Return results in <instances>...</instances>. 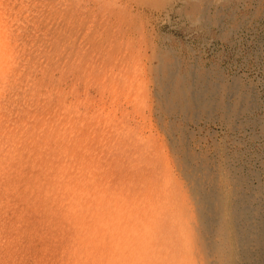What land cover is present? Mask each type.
I'll use <instances>...</instances> for the list:
<instances>
[{
  "label": "rangeland",
  "instance_id": "rangeland-1",
  "mask_svg": "<svg viewBox=\"0 0 264 264\" xmlns=\"http://www.w3.org/2000/svg\"><path fill=\"white\" fill-rule=\"evenodd\" d=\"M33 1L0 0V264H207L197 240L199 218L191 179L184 172L181 152L173 148H178L179 133L170 127L184 124L190 150L207 159L217 175L219 168L229 165L233 173L249 178V188L242 189L247 196L253 195L251 188H264V0H207L209 4H203L208 11L205 21L189 13V6L201 0H36L38 5ZM82 21L89 24L84 27ZM152 48L161 52L175 49L180 67L205 70L218 84H231L233 93L244 90L252 103L250 110L238 115L234 125L224 121L218 111L212 118L203 116L196 121L164 115L153 70L160 57ZM27 54L34 56L30 59ZM230 96L233 102V94ZM262 195L251 199V207H261L264 213V192Z\"/></svg>",
  "mask_w": 264,
  "mask_h": 264
},
{
  "label": "bare ground",
  "instance_id": "bare-ground-1",
  "mask_svg": "<svg viewBox=\"0 0 264 264\" xmlns=\"http://www.w3.org/2000/svg\"><path fill=\"white\" fill-rule=\"evenodd\" d=\"M9 1V0H7ZM12 1V0H11ZM19 1V0H18ZM27 0H25L26 2ZM36 1V0H35ZM33 1L34 4H37L38 2H35ZM39 1V0H38ZM45 1V0H44ZM51 1V0H50ZM55 1V0H54ZM57 1V0H56ZM60 1V0H59ZM66 1V0H65ZM68 1V0H67ZM84 1V0H82ZM100 0H98L99 2ZM149 1V0H148ZM235 1V0H234ZM22 2V1H21ZM43 1H41L42 3ZM48 2V1H47ZM53 2V1H52ZM87 2V1H86ZM127 2V1H126ZM168 2V1H166ZM176 2V1H175ZM188 2V0H187ZM206 2V4L208 3L209 4V1L207 0H201L200 1H197V2H194V3H189L191 4L189 7H190V10L187 9L186 12H188L189 10V13L190 11L193 13L194 16H199L198 18L199 19H207L208 16H207V13L208 11L205 9V6H203V4ZM5 3V2H4ZM11 3V2H10ZM9 3V4H10ZM27 3H30V2H27ZM44 3V2H43ZM42 3V4H43ZM51 3V2H50ZM64 3V2H62ZM60 3V4H62ZM97 3V2H96ZM165 3V2H164ZM7 4V3H5ZM18 4V3H17ZM20 4V3H19ZM39 4V3H38ZM37 4V5H38ZM41 4V5H42ZM47 3L45 2V5ZM54 4V3H53ZM52 6L54 7L55 5ZM59 3H57L58 5ZM66 4V3H65ZM68 4V3H67ZM88 4V3H87ZM143 4V3H142ZM157 4V3H156ZM181 4V3H180ZM232 4V3H231ZM3 5V4H1ZM0 5V6H1ZM33 5V4H32ZM56 5V7H57ZM82 5V4H81ZM98 5V3L96 4V6ZM154 5V4H153ZM211 5V4H210ZM236 5V4H235ZM239 4H237L238 6ZM6 6V5H5ZM21 6V4H20ZM49 6V5H48ZM47 6V7H48ZM123 6V5H122ZM137 6V5H136ZM168 6V5H167ZM179 6V5H178ZM187 6V4H186ZM230 6V5H229ZM228 6V7H229ZM10 7V5L8 6ZM12 7V5H11ZM18 7V6H17ZM39 7V6H38ZM41 7V6H40ZM43 7V6H42ZM55 7V8H56ZM59 7V6H58ZM57 7V9H58ZM61 7V6H60ZM88 7V6H87ZM116 7V6H115ZM121 7V6H120ZM177 7V6H176ZM224 7V6H223ZM226 7V8H228ZM236 7V6H234ZM14 8V7H13ZM12 8V9H13ZM15 8H16V5H15ZM14 8V9H15ZM24 8V7H22ZM27 8V7H26ZM30 8V7H29ZM32 8V7H31ZM30 8V9H31ZM37 8V7H36ZM79 8V7H78ZM109 8V7H108ZM207 8V7H206ZM212 8V7H211ZM261 8V7H260ZM28 9V8H27ZM51 10V8H49ZM97 9V8H96ZM99 9V8H98ZM101 9V8H100ZM116 9V8H115ZM143 9V8H142ZM175 9V8H173ZM177 9V8H176ZM180 9H183V8H180ZM179 9V10H180ZM231 9V7H230ZM259 9V8H258ZM17 10V8H16ZM21 10V9H20ZM24 10V9H23ZM32 10H34V8H32ZM36 10V9H35ZM54 10V9H53ZM60 10V9H59ZM71 10V9H70ZM234 10V9H233ZM44 11V10H41V12ZM48 11V10H47ZM55 11V10H54ZM63 11V9L61 10ZM146 11V10H145ZM177 11V10H176ZM207 11V12H206ZM230 11V10H229ZM25 12V11H24ZM38 12V11H37ZM39 12V13H41ZM45 12V11H44ZM53 12V11H52ZM87 12V11H86ZM111 12V11H110ZM113 12V11H112ZM166 12V11H165ZM239 12V11H238ZM256 12V11H255ZM56 13V12H55ZM54 13V14H55ZM65 13V12H64ZM70 13V11H69ZM125 13V12H124ZM123 13V14H124ZM142 13V12H141ZM149 13V12H148ZM212 13V12H211ZM229 13V12H228ZM8 14V13H7ZM11 14V13H9ZM26 14V12H25ZM29 14V13H28ZM53 14V16H54ZM61 14V13H60ZM109 13H107V16H108ZM126 14V13H125ZM129 14V13H128ZM127 14V15H128ZM181 14V13H180ZM218 14V13H217ZM244 14V12H243ZM255 14V13H254ZM1 15V14H0ZM4 15H6L4 13ZM35 15V14H34ZM39 15V14H38ZM37 15V16H38ZM44 15V14H43ZM45 15H46V12H45ZM65 15V14H64ZM88 15V14H87ZM98 15V14H97ZM101 15V14H100ZM134 15V14H133ZM167 15H168V12H167ZM184 15V14H183ZM187 15V14H186ZM228 15V14H227ZM256 15V14H255ZM19 16V15H18ZM31 16V15H30ZM38 19H40L39 17H37ZM42 16V15H41ZM49 16V15H48ZM51 16V17H53ZM72 16V14H71ZM70 16V17H71ZM76 16V15H75ZM221 16V15H220ZM226 16V15H224ZM229 16V15H228ZM236 16V15H235ZM10 17V16H9ZM22 17V16H21ZM59 17V16H58ZM69 17V16H68ZM79 17V16H78ZM103 17V16H102ZM101 17V18H102ZM111 17V15H110ZM124 19H125V16H123ZM162 17V16H161ZM181 17V16H180ZM191 17V16H190ZM227 17V16H226ZM19 18V17H18ZM27 18V17H26ZM35 18V17H34ZM49 18V17H48ZM47 18V19H48ZM57 18V17H56ZM74 18V16H73ZM77 18V17H76ZM87 18V17H86ZM137 18V17H136ZM194 18V17H193ZM225 18V17H224ZM228 18V17H227ZM234 18V17H233ZM244 18V17H242ZM12 19V18H11ZM29 19V17H28ZM46 19V18H45ZM61 19V18H60ZM65 19V18H64ZM63 19V20H64ZM69 18H67L66 20H68ZM81 19V17H80ZM78 19V21L80 20ZM90 19L92 20V18L90 17ZM98 19V18H97ZM105 19V18H104ZM114 19V18H113ZM115 19H118V18H115ZM190 19V18H189ZM220 19V18H218ZM236 19V17L234 18ZM238 19V18H237ZM8 20V19H7ZM13 20V19H12ZM54 20V19H53ZM59 19L57 18V21ZM61 19V21H63ZM127 20V18H126ZM159 20V19H158ZM191 20V19H190ZM229 20V19H227ZM231 20V19H230ZM6 21V20H5ZM11 21V20H10ZM34 21V20H33ZM32 21V22H33ZM39 21V20H38ZM52 21V20H50ZM49 21V22H50ZM84 21V20H83ZM82 21V22H83ZM100 21V19H99ZM109 21V20H108ZM113 21V20H112ZM131 21V20H130ZM129 21V22H130ZM141 21V20H140ZM235 21V20H234ZM244 21V20H243ZM242 21V22H243ZM1 22V21H0ZM17 22V21H16ZM20 22V21H19ZM30 22V21H29ZM53 22V21H52ZM56 22V21H55ZM65 22V21H64ZM68 22V21H67ZM74 22V21H73ZM91 22V21H90ZM110 22V21H109ZM125 22V21H124ZM134 22V21H133ZM215 22V21H214ZM233 22V21H231ZM239 22V21H238ZM10 23V22H9ZM34 23V22H33ZM41 23V22H40ZM51 23V22H50ZM49 23V25H50ZM77 23V22H75ZM74 23V24H75ZM84 23V22H83ZM82 23V24H83ZM88 23V22H87ZM87 23H84V27L87 25ZM104 23V22H103ZM132 23V22H131ZM195 23H198L197 20H195ZM225 23V21H224ZM227 23V22H226ZM15 24V23H14ZM13 24V25H14ZM17 24V23H16ZM25 24V23H24ZM35 24V23H34ZM42 24V23H41ZM61 24V23H60ZM65 24V23H64ZM67 24V23H66ZM81 24V25H82ZM86 24V25H85ZM89 24V23H88ZM115 24V23H114ZM124 24V23H123ZM126 24V23H125ZM130 24V23H129ZM18 25V24H17ZM30 25V24H29ZM28 25V26H29ZM46 25V24H45ZM48 25V26H49ZM57 25V23H56ZM55 25V26H56ZM95 25V23H94ZM93 25V26H94ZM120 25V24H119ZM128 25V24H127ZM198 25V24H197ZM196 25V26H197ZM202 25V24H201ZM21 26V25H19ZM47 26V27H48ZM54 26V27H55ZM77 26V25H76ZM97 26H99L97 24ZM131 26V25H130ZM129 26V28H130ZM140 26V25H139ZM143 25L141 24V27ZM210 26V25H209ZM213 26V25H212ZM220 26V25H219ZM14 27V26H12ZM22 27V26H21ZM26 27V26H25ZM32 27V26H31ZM43 27V26H42ZM63 26H61L62 28ZM70 27V26H69ZM79 27V26H78ZM81 28L83 26H80ZM123 27V25H122ZM126 27V26H125ZM154 27V26H153ZM199 27V25H198ZM232 27V26H231ZM238 27V26H237ZM39 28V27H38ZM57 29H60V27L58 28V26L56 27ZM65 28V26H64ZM94 29L98 28V27H93ZM102 28V27H101ZM146 28V27H145ZM206 28V27H205ZM229 28V27H228ZM234 28V27H233ZM31 30L32 29H35L34 26L33 28H30ZM41 29V28H40ZM43 29V28H42ZM49 29V27H48ZM51 29V28H50ZM55 29V28H54ZM73 29H74V26H73ZM71 29V30H73ZM88 29V27H87ZM90 29V28H89ZM95 29V30H96ZM110 29V27H109ZM142 29V28H141ZM151 29V28H150ZM1 30V29H0ZM27 30V29H26ZM39 30V29H38ZM70 31V29H68ZM80 30V29H79ZM78 30V32H79ZM84 30V29H83ZM93 30V29H92ZM94 30V31H95ZM115 30V29H114ZM127 30V29H125ZM144 30V29H143ZM204 30V29H203ZM224 30V29H223ZM235 30V29H233ZM8 31H9V28H8ZM14 31V29H13ZM12 31V32H13ZM42 31V30H41ZM49 31V30H48ZM52 31V30H51ZM82 31V30H81ZM80 31V32H81ZM111 31V30H110ZM120 31V29H119ZM230 31V30H229ZM232 31V30H231ZM236 31V30H235ZM37 32V31H36ZM44 32V30H43ZM54 32V31H53ZM52 32V33H53ZM77 32V33H78ZM85 31H83L84 33ZM87 32V31H86ZM97 32V31H96ZM133 32V30H132ZM160 32V31H159ZM233 32V31H232ZM10 33V32H9ZM15 33V32H14ZM65 33V32H64ZM67 33V32H66ZM69 33V32H68ZM73 33V32H72ZM95 33V32H94ZM104 33V32H103ZM118 33V32H117ZM127 33V32H126ZM2 34H3V30H2ZM17 34V33H16ZM39 34V33H38ZM44 35V34H43ZM51 35V34H50ZM58 35V33H57ZM80 35V33H79ZM82 35V34H81ZM89 35V34H88ZM92 35V33H91ZM90 35V36H91ZM103 35V34H102ZM117 35V34H116ZM137 35V34H136ZM142 35V34H141ZM231 35V34H230ZM30 36V35H28ZM26 35V38L28 37ZM40 36V35H39ZM42 36V35H41ZM46 36V35H45ZM94 36V35H93ZM99 36V35H98ZM119 36V35H118ZM129 36V35H128ZM150 36V35H149ZM156 36V35H155ZM168 36V35H167ZM14 37V36H13ZM55 37V35H54ZM81 37V36H80ZM79 37V38H80ZM106 37V36H105ZM122 36H120L119 38L121 39ZM136 37V36H135ZM223 37V35L221 36ZM227 37V35H226ZM11 39V37H9ZM30 38V37H29ZM51 38V37H50ZM88 38V37H86ZM93 38V37H90V39ZM98 38V37H97ZM102 38V37H101ZM130 38V36H129ZM134 38V37H133ZM131 38V39H133ZM153 38V37H152ZM165 38V37H163ZM15 39V38H14ZM43 39V37H42ZM41 39V40H42ZM54 39V38H53ZM58 39V38H57ZM63 39V38H61ZM77 39V38H76ZM104 39V37H103ZM111 39V38H110ZM143 39V38H141ZM158 39V38H157ZM171 39V38H169ZM21 40V39H19ZM38 40V39H37ZM49 40V39H48ZM48 40H47V43H48ZM52 39H50L51 41ZM56 40V39H55ZM67 40V39H66ZM96 40V38H95ZM106 40V39H105ZM116 40V39H115ZM128 41V39H125ZM123 40V41H125ZM137 39L133 40L134 42L136 41ZM144 40V39H143ZM142 40V41H143ZM164 40V39H163ZM23 41V40H22ZM20 41V42H22ZM28 41V40H27ZM34 41V40H33ZM57 41V40H56ZM86 41V40H84ZM100 41V40H99ZM119 41V40H118ZM167 41V40H166ZM4 42V41H3ZM2 42V43H3ZM39 42V40H38ZM37 42V43H38ZM42 41H40L41 43ZM54 42V41H53ZM58 42V41H57ZM61 42V41H60ZM67 42V41H66ZM78 42V41H77ZM94 42V41H93ZM92 42V43H93ZM102 42V45H103V41ZM116 43V41H113ZM144 42V41H143ZM155 42V41H154ZM9 43V42H8ZM13 43V42H12ZM56 43V42H54ZM59 43V42H58ZM83 43V42H82ZM87 43V42H86ZM85 43V44H86ZM95 43V42H94ZM98 43V41H97ZM124 43V42H123ZM129 43V42H128ZM135 43H138V42H135ZM140 43V42H139ZM14 44V43H13ZM12 44V45H13ZM19 45V43H17ZM27 44V43H26ZM30 44V43H28ZM33 44H36L33 43ZM44 43H42L43 45ZM50 44V43H49ZM84 44V45H85ZM99 44V43H98ZM120 44V43H117V45ZM131 44H134L131 42ZM151 44V42H150ZM167 44V43H166ZM173 44V43H172ZM172 44H169V45H172ZM31 45V44H30ZM40 45V44H39ZM47 45V44H46ZM45 45V46H46ZM52 45V44H51ZM83 45V46H84ZM97 45V44H96ZM95 45V46H96ZM116 45V44H115ZM125 45V44H124ZM148 45V43H147ZM175 45V44H174ZM8 46V45H7ZM24 46V45H23ZM28 46V45H26ZM63 46V44L61 45ZM78 46V45H77ZM86 46V45H85ZM93 47V44L90 45ZM98 46V45H97ZM107 46V45H106ZM105 46V47H106ZM135 46V44H134ZM142 46V45H141ZM146 46V44H145ZM151 46V45H150ZM154 46V45H153ZM158 46V45H157ZM157 46L155 48H157ZM176 46V45H175ZM182 46V45H181ZM180 46V47H181ZM19 47V46H17ZM22 47V46H21ZM34 47V46H33ZM49 47V46H48ZM54 47V46H53ZM52 47V48H53ZM59 47V45H58ZM102 47V46H101ZM125 47V46H124ZM122 47V48H124ZM130 47V46H129ZM132 47V45H131ZM136 47V46H135ZM134 47V49H136ZM144 47V46H143ZM161 47V46H160ZM165 47V46H163ZM167 47V46H166ZM169 47V46H168ZM167 47V48H168ZM176 47H179L176 46ZM42 48V47H41ZM68 48V46H67ZM71 48V47H69ZM76 48V46H75ZM74 48V49H75ZM84 48V47H83ZM89 48V46H88ZM91 48V47H90ZM107 48V47H106ZM110 48V46H109ZM117 48V46L115 47V49ZM121 48V49H122ZM128 48V47H127ZM142 48V47H140ZM155 48H152L155 52V55L157 54V56L160 57V62H159V65L153 69L155 70V73L157 76L156 77V82L158 84V88L156 87V89H154V92L155 90L157 91V93L159 92V99H160V105L161 106V111L164 115H168L169 117L170 116H182V119L183 120H192V119H200L201 117L205 116L209 118H212L213 117V114L214 112L218 111V115L224 120L226 121L229 125H234V122L237 120H235V118L240 115L241 113H247L251 106H252V103L247 99V97L245 96V91L243 90L240 91V90H237L235 91L234 93L232 92V86L231 84H228L226 82L224 83H220L218 84L213 76H209L208 72H206L205 70H196L193 71L192 68L190 67H180V64H178V62L181 60L179 59H176V56H175V52L173 49L167 51V48L164 52H161V50L157 51ZM162 48V47H161ZM170 48V47H169ZM182 48V47H181ZM1 49V48H0ZM4 49V48H3ZM17 49V48H16ZM32 49V48H31ZM30 49V50H31ZM39 49V48H38ZM43 49V48H42ZM45 49V48H44ZM49 49V48H47ZM54 49V48H53ZM80 49V48H79ZM87 49V48H86ZM92 49V48H91ZM129 49V48H128ZM148 49H151L149 48V46H147V51ZM163 49V48H162ZM186 49V48H185ZM184 49V50H185ZM27 47H26V49ZM34 50V49H33ZM52 49H50L51 51ZM78 50V49H77ZM82 50V48H81ZM89 50V49H88ZM103 51V49H101ZM113 50V48H112ZM117 50V49H116ZM114 50V51H116ZM124 50V49H123ZM122 50V51H123ZM137 50V49H136ZM143 50V48H142ZM146 50V48H145ZM145 50L143 51L145 53ZM152 50V51H153ZM178 50V49H177ZM182 50V49H181ZM16 51V50H15ZM14 51V52H15ZM21 51V50H19ZM44 51V50H43ZM48 51V50H47ZM57 51V50H56ZM60 51V49H59ZM64 51V50H63ZM67 51V50H66ZM75 51V50H74ZM110 51V50H109ZM113 51V52H114ZM134 52V50H132ZM131 51V52H132ZM141 51V50H139ZM35 52V51H34ZM38 52V51H37ZM41 52V51H40ZM39 52V53H40ZM89 52V51H88ZM86 52V54L88 53ZM118 52V50L116 51ZM130 52V53H131ZM19 53V52H18ZM20 53H23V52H20ZM26 53V52H25ZM51 53V52H50ZM82 53V52H81ZM109 53V52H108ZM121 53V52H120ZM119 53V54H120ZM123 53V52H122ZM125 53V52H124ZM137 53V52H136ZM139 53V52H138ZM143 53V54H144ZM14 54V53H13ZM34 54V53H33ZM54 54V53H53ZM64 54V53H63ZM67 54V52H66ZM76 54V53H75ZM90 54V53H89ZM96 54H98L96 52ZM103 54H104V51H103ZM106 54V53H105ZM114 54V53H112ZM129 54V53H128ZM153 54V53H152ZM186 54V53H185ZM192 54V53H191ZM57 55V54H56ZM78 55V54H77ZM117 55V54H116ZM127 55V53H126ZM141 55V54H139ZM148 55V53H147ZM150 55V54H149ZM148 55V56H149ZM182 55V54H181ZM28 56V54H27ZM32 56V55H31ZM34 56V55H33ZM32 56V57H33ZM60 56V55H59ZM65 56V55H64ZM62 56V58L64 57ZM72 56V55H70ZM74 56V54H73ZM70 57L71 58H73ZM80 56V55H79ZM79 56H77L79 58ZM89 56V55H88ZM112 56V55H111ZM119 55H117L118 57ZM128 56V55H127ZM151 56V55H150ZM149 56V57H150ZM190 56V55H189ZM194 56V55H193ZM15 57V55H14ZM20 57V56H19ZM30 57V56H28ZM30 57V59L32 58ZM46 57V56H45ZM56 57V56H55ZM58 57V56H57ZM85 57V55H84ZM97 57V55H96ZM103 57V56H102ZM145 57V56H142V58ZM179 57V56H178ZM196 57V56H195ZM36 58V56H35ZM41 58V57H40ZM43 58V57H42ZM54 58V57H53ZM77 58V59H78ZM95 59V55L93 57ZM114 58V57H113ZM125 58V57H124ZM128 58V57H127ZM138 58V57H136ZM146 58V57H145ZM151 58V57H150ZM149 58V59H150ZM190 58V57H189ZM37 59V58H36ZM51 59V58H50ZM55 59V58H54ZM53 59V60H54ZM60 59V58H59ZM58 59V60H59ZM84 59V58H83ZM102 60V58H99ZM98 59V60H99ZM141 59V58H140ZM198 59V58H197ZM7 60V59H6ZM34 60V58H33ZM56 60V59H55ZM61 60V59H60ZM64 60V59H63ZM62 60V61H63ZM73 60V59H71ZM87 60V59H86ZM106 60V59H105ZM120 60V59H118ZM124 60V59H123ZM138 60V59H137ZM146 60L145 59V64H146ZM179 60V61H177ZM39 61V60H38ZM67 61V60H66ZM69 61V59H68ZM76 61V60H75ZM79 61V60H77ZM76 61V62H77ZM82 61V60H81ZM84 61V60H83ZM107 61H109L107 59ZM106 61V62H107ZM112 61V60H111ZM109 61V63L111 62ZM115 61V59H114ZM144 60H142L143 62ZM149 61V60H148ZM183 61V60H182ZM185 61V60H184ZM191 61V60H190ZM32 62V60H31ZM35 62V61H34ZM49 62V61H48ZM56 62V61H55ZM75 62V63H76ZM94 62V61H93ZM99 62V61H98ZM104 62V63H106ZM122 62V61H121ZM189 62V61H188ZM199 62V61H198ZM37 63V62H36ZM46 63V62H45ZM64 63V61H63ZM73 63V62H71ZM114 63V62H113ZM112 63V64H113ZM116 63V62H115ZM120 63V61H119ZM193 63V61H192ZM32 64V63H31ZM40 64V63H38ZM48 64V63H47ZM51 64V63H50ZM57 64V63H56ZM60 64V63H59ZM69 64V63H68ZM85 64V63H84ZM108 64V63H107ZM130 64V63H129ZM143 64V63H141ZM183 64V62H182ZM25 65V64H24ZM62 65V63H61ZM60 65V66H61ZM77 65V64H76ZM83 65V64H82ZM86 65V64H85ZM84 65V66H85ZM93 65V64H92ZM99 65V64H98ZM101 65V64H100ZM115 66H117L116 64H114ZM132 65V64H131ZM140 65V64H139ZM144 65V64H143ZM184 65V64H183ZM189 65V64H188ZM65 66V65H64ZM67 66V65H66ZM65 66V67H66ZM80 66V65H79ZM109 66V65H108ZM107 66V67H108ZM121 66V65H120ZM129 66V65H128ZM135 66V65H134ZM145 66V65H144ZM148 66V64H147ZM204 66V65H203ZM209 66V65H208ZM219 66V64H218ZM33 67V66H32ZM31 67V68H32ZM40 67V66H39ZM69 67V66H68ZM81 67V66H80ZM95 67V66H94ZM98 67V66H97ZM130 67V66H129ZM136 67V66H135ZM146 67V66H145ZM151 67V66H150ZM195 67V66H194ZM207 68V65L205 66ZM210 67V66H209ZM23 68V67H22ZM53 68V67H52ZM61 68V67H60ZM117 68V67H115ZM114 68V69H115ZM211 68V67H210ZM220 68V66L218 67ZM37 69V68H36ZM113 69V68H112ZM149 69V68H148ZM152 68H150L151 70ZM135 70V69H134ZM210 70V69H209ZM212 70V69H211ZM14 71V70H13ZM108 71V69H107ZM122 71V70H121ZM146 71H147V68H146ZM221 71V70H220ZM223 71V70H222ZM148 72V71H147ZM153 72V71H152ZM67 73V72H65ZM79 73V72H78ZM116 73V71H115ZM114 73V74H115ZM154 73V72H153ZM212 73V72H211ZM218 73V72H217ZM224 73V72H222ZM222 73H219V74H222ZM20 74V73H19ZM58 74V73H57ZM112 74V72L110 73V75ZM113 74V75H114ZM120 74V73H119ZM117 73V75H119ZM134 74V73H133ZM214 74V72H213ZM21 75V74H20ZM97 75V74H96ZM100 75V74H99ZM109 75V76H110ZM141 75V74H140ZM146 75V73H145ZM144 75V76H145ZM151 75V74H150ZM224 75V74H222ZM221 75V76H222ZM102 76V75H101ZM112 76V75H111ZM123 76V75H122ZM133 76V75H132ZM139 76V75H138ZM142 76V77H144ZM153 76V75H152ZM87 77V76H86ZM98 77V76H97ZM117 77V76H116ZM116 77H115V81H116ZM215 77V76H214ZM226 77V76H225ZM8 78V77H7ZM141 78V76H140ZM139 78V79H140ZM146 78V77H145ZM155 78V77H154ZM229 78V77H228ZM48 79V78H47ZM108 79V78H107ZM117 79H120L119 77ZM149 79H150V76H149ZM152 79V77H151ZM222 79V78H221ZM17 80V79H16ZM148 80V78H147ZM229 80V79H228ZM227 78H226V81H228ZM234 80V79H233ZM18 81V80H17ZM98 81V80H97ZM146 81V80H145ZM152 81V80H151ZM222 81V80H221ZM224 81V80H223ZM123 82V81H121ZM135 82V81H134ZM133 82V83H134ZM155 82V83H156ZM48 83V82H47ZM143 83V82H142ZM242 83V82H241ZM120 84V83H119ZM150 84V83H149ZM148 84V85H149ZM123 85V83H122ZM136 85V84H135ZM142 85V84H141ZM146 85V86H148ZM152 85V84H151ZM154 85V84H153ZM247 85V83H246ZM13 86V85H12ZM22 86V85H21ZM102 86V85H101ZM145 86V87H146ZM136 87V86H135ZM150 87V86H149ZM253 87V86H252ZM7 88V87H6ZM20 88V87H19ZM140 88V87H139ZM148 88V87H147ZM152 88V87H151ZM155 88V87H154ZM22 89V87H21ZM96 89V88H95ZM144 89V88H143ZM12 90V89H11ZM130 90V89H129ZM152 90V89H150ZM15 91V90H14ZM121 91V90H120ZM146 92L148 91L147 89L145 90ZM6 92V91H5ZM21 93V91H19ZM154 92H150V95L151 93L154 94ZM9 93V92H8ZM16 93V91H15ZM14 94V93H13ZM130 93H128L129 95ZM133 94V93H132ZM233 94V102H230L231 100V96ZM17 95H18V92H17ZM135 95V94H134ZM5 96V94H4ZM8 96V95H6ZM5 96V97H6ZM14 96V95H13ZM27 96V95H25ZM152 96V95H151ZM154 96V95H153ZM156 96V95H155ZM254 97V96H253ZM17 98V97H16ZM53 98V97H52ZM124 98V97H123ZM151 98V97H150ZM156 98V97H155ZM158 99V97L156 98ZM230 100V101H229ZM21 101V100H20ZM19 101V102H20ZM95 101V99H94ZM131 101V100H130ZM129 101V102H130ZM140 101V100H139ZM138 101V102H139ZM147 101V99H146ZM149 101V100H148ZM156 101V100H155ZM154 100L152 102H155ZM17 102V103H19ZM103 102V101H102ZM137 102V103H138ZM157 102V101H156ZM10 103V102H9ZM92 103V102H91ZM4 105H6L4 103ZM14 105V104H13ZM20 105V104H19ZM90 105V103H89ZM126 105V104H125ZM139 105V104H138ZM154 105V104H153ZM151 105V107L153 106ZM8 106V105H7ZM11 106V105H10ZM156 106V104H155ZM23 107V106H22ZM87 107V106H86ZM158 107V106H157ZM88 108V107H87ZM127 108V107H126ZM7 109V108H6ZM123 109V107L121 108ZM130 109V108H129ZM152 109V108H151ZM158 109V108H157ZM160 109V108H159ZM17 110V109H16ZM125 110V109H124ZM148 110V109H147ZM155 110V109H154ZM153 110V111H154ZM15 111V109H14ZM19 111V110H18ZM120 111V110H119ZM5 112V111H3ZM11 112V111H10ZM27 112V110H26ZM30 112V111H29ZM33 112V111H32ZM146 112V111H145ZM156 112V111H155ZM8 113V112H7ZM16 113V112H15ZM53 113V112H52ZM134 113V112H133ZM161 113V112H160ZM1 114V113H0ZM20 114V113H19ZM106 114V113H105ZM131 114V113H130ZM128 114V115H130ZM147 114V113H146ZM159 114V113H158ZM253 114V113H252ZM7 115V114H6ZM22 115V114H21ZM83 115V114H82ZM138 115V114H137ZM157 115V114H156ZM242 115V114H241ZM16 116V115H14ZM18 116V115H17ZM125 116V115H124ZM152 116V115H151ZM158 116V115H157ZM162 116V115H161ZM217 116V115H215ZM244 116V115H243ZM249 116V115H248ZM253 116V115H252ZM3 117V116H2ZM92 117V116H91ZM94 117V116H93ZM134 117V116H132ZM160 117V116H159ZM163 117V116H162ZM242 117V116H241ZM239 117V119L241 118ZM250 117V116H249ZM249 117H247L249 119ZM88 118V117H87ZM95 118V117H94ZM129 117H127L128 119ZM139 118V117H138ZM137 118V119H138ZM153 118V116H152ZM165 118V117H164ZM164 118H162L163 120H165ZM174 118V117H173ZM220 118V120H222ZM13 119V118H12ZM15 119V118H14ZM68 119V118H67ZM125 119V121L127 120ZM132 119V118H131ZM134 119V118H133ZM161 119V120H162ZM170 119V118H169ZM168 119V120H169ZM181 119V117H180ZM219 119V118H218ZM7 120V118H6ZM69 120V119H68ZM84 120V119H83ZM98 120V119H97ZM130 120V119H128ZM159 120V119H158ZM160 120V121H161ZM167 120V121H168ZM204 120V119H203ZM25 121V120H24ZM70 121V120H69ZM142 121V120H140ZM148 121V120H147ZM196 121V120H195ZM198 121V120H197ZM205 121H207L205 119ZM214 121H215V118H214ZM239 121V120H238ZM20 122V121H18ZM111 122V121H110ZM127 123H129L128 121H126ZM137 122V121H136ZM170 122V121H169ZM175 122V120H174ZM181 122V121H179ZM244 122V121H243ZM6 122H4L5 124ZM23 123V122H22ZM78 123V122H77ZM84 123V122H83ZM109 123V122H108ZM130 123L131 120H130ZM135 123V122H134ZM139 123V122H138ZM163 123V122H162ZM184 123V122H183ZM189 123V121H188ZM191 123V122H190ZM213 123V122H212ZM239 123V122H238ZM250 123V122H249ZM3 124V125H4ZM80 124V123H79ZM96 124V123H95ZM121 124V123H120ZM119 124V125H120ZM140 124V123H139ZM159 124V123H158ZM164 124V123H163ZM168 123H166L167 125ZM217 124V123H216ZM223 124V123H222ZM132 125V124H131ZM189 125V124H188ZM201 125V124H200ZM204 125V124H203ZM221 125V123H220ZM224 125V124H223ZM226 125V124H225ZM236 125V124H235ZM240 125V123H239ZM11 128H12V125H10ZM15 126V125H14ZM67 126V125H66ZM76 126V125H75ZM91 126V125H90ZM99 126V125H98ZM136 126V125H134ZM142 126V124H141ZM198 126V125H197ZM205 126V125H204ZM113 127V125H112ZM118 127V126H117ZM122 127V126H121ZM128 127V126H127ZM162 127V125H161ZM170 127V126H169ZM232 127V126H231ZM245 127V126H244ZM79 128V127H78ZM137 128V126H136ZM164 128V127H163ZM172 132H178L179 133V138L177 139V144L176 146H178V148H176L175 146L173 148H175L176 150H179L181 152V155H182V164L184 165L183 166V169H184V172L188 174V176L190 177L191 179V185H192V195H193V198H194V201H195V204H196V207H197V214H198V218H199V226H198V231H199V234H198V237H197V240L199 242V246H200V249L202 251V253L204 254L206 260H207V264H264V213L262 212V208L261 207H257L256 209L252 208L254 206H252L253 204L251 203V199H260L263 195V192H264V188L263 186H260L258 188H251L250 191L252 190L253 192V195L251 196H247L243 191L242 189H244L247 184H246V180L245 179V175L243 177H240L239 175H237L236 173H233V171L230 169L229 165L223 167V168H219V175H217V171H214L212 169L209 168V161L207 159H204L202 156L198 155V153H195L193 151H191L192 149L190 148L189 146V143L187 141V139L185 138L186 134L188 133L187 130H186V127L184 126V124L181 123L178 124L176 123L175 125H173L172 123V126L170 127ZM196 128H199V127H196ZM233 128V127H232ZM237 128V127H235ZM44 129V128H43ZM89 129V127H88ZM93 129V128H92ZM91 129V130H92ZM128 129V128H127ZM165 129V128H164ZM202 129V128H201ZM205 129V128H204ZM228 129V128H227ZM238 129V128H237ZM242 129V128H241ZM96 130V129H95ZM94 130V131H95ZM167 130V129H166ZM169 130V129H168ZM45 131V130H44ZM42 131V132H44ZM65 131V130H64ZM81 131V130H80ZM164 131V130H163ZM204 131V130H203ZM207 130H205L206 132ZM234 131V130H233ZM238 131V130H236ZM235 131V132H236ZM120 133V131H118ZM124 132V131H123ZM229 133V131H227ZM240 132V131H239ZM69 133V131H68ZM128 133V132H127ZM126 133V134H127ZM165 133V132H164ZM170 133V132H168ZM20 134V133H19ZM81 134V133H80ZM237 134V133H235ZM123 135V134H122ZM137 135V134H136ZM166 135V134H165ZM170 135V134H168ZM193 135V134H192ZM201 135V133H200ZM80 136V135H79ZM78 136V137H79ZM120 136V135H119ZM124 136H127L124 134ZM202 136V135H201ZM205 136V135H204ZM203 136V137H204ZM214 136V135H213ZM222 136V135H221ZM117 137V136H116ZM131 137V136H130ZM167 137V136H166ZM217 137V136H216ZM220 137V136H219ZM223 137V136H222ZM2 138V137H1ZM101 138V137H100ZM120 138V137H119ZM189 138V137H188ZM194 138V137H193ZM198 138V137H197ZM4 139V138H3ZM2 139V140H3ZM20 139V138H19ZM115 139V138H114ZM135 139H139V138H135ZM144 139V138H143ZM160 139V138H159ZM196 139V137H195ZM213 139V138H211ZM225 139V138H224ZM231 139V138H230ZM120 140V139H119ZM125 140V138H124ZM128 140V139H127ZM168 140V138H167ZM173 140V139H172ZM191 140V139H190ZM215 140V139H214ZM143 141V140H142ZM210 141V140H209ZM212 141V140H211ZM241 141V140H240ZM13 142V141H12ZM121 142H122V139H121ZM139 142V141H138ZM137 142V143H138ZM144 142V141H143ZM170 142V141H168ZM193 141H191L192 143ZM202 142V141H201ZM215 142V141H213ZM221 142V141H220ZM225 142V140L223 141ZM120 143V142H119ZM118 143V144H119ZM129 143V142H128ZM140 143H141V140H140ZM100 144V143H99ZM115 144V143H114ZM124 144H127V143H124ZM131 144V143H130ZM128 144V146L130 145ZM146 144V143H145ZM171 144V143H170ZM117 145V144H116ZM121 145V143H120ZM133 145V144H132ZM147 145V144H146ZM200 145V144H199ZM212 145V144H210ZM233 145V144H232ZM114 146V145H113ZM131 146V145H130ZM149 146V145H147ZM146 146V147H147ZM196 146V145H195ZM209 146V145H208ZM228 146V145H227ZM237 146V145H236ZM82 147V146H81ZM117 147V146H116ZM120 148V146H118ZM124 147V146H122ZM150 147V146H149ZM148 147V148H149ZM205 147V146H204ZM223 147V146H222ZM230 147V146H229ZM251 147V146H250ZM112 148V146H111ZM196 148V147H195ZM232 148V147H231ZM191 149V150H190ZM202 149V148H201ZM117 150V149H116ZM119 150H122V149H119ZM143 150V149H142ZM141 150V151H142ZM153 150V149H151ZM211 150V149H210ZM95 151H98V150H95ZM118 151V150H117ZM143 152V151H142ZM121 153V152H120ZM128 153V152H127ZM145 153V152H144ZM159 153V152H158ZM173 153V152H172ZM109 154V153H108ZM107 154V155H108ZM118 154V153H117ZM230 154V152L228 153ZM237 154V152H236ZM174 155V154H173ZM114 156V154H113ZM176 156V155H175ZM242 156V155H241ZM105 157V156H104ZM120 157V156H119ZM227 157V156H226ZM243 157V156H242ZM112 158V157H111ZM131 158V157H130ZM141 158V157H139ZM174 158V157H173ZM234 158V157H233ZM241 158V157H239ZM46 159V158H45ZM128 159V158H127ZM232 159V157H231ZM236 159V158H235ZM129 160V159H128ZM138 160V159H137ZM233 160V159H232ZM242 160V159H241ZM245 160V159H244ZM139 161V160H138ZM236 161V160H235ZM30 162V161H29ZM33 162V161H32ZM100 162V161H99ZM135 162V161H134ZM133 162V163H134ZM137 162V161H136ZM229 162V161H228ZM237 162V161H236ZM176 163V162H175ZM227 163V162H226ZM142 164V163H141ZM178 164V163H177ZM230 164V163H229ZM242 164V163H241ZM231 165V164H230ZM239 165V164H237ZM14 166V165H13ZM103 166V165H102ZM107 166V165H106ZM208 166V167H207ZM104 167V166H103ZM237 167V166H236ZM239 167V166H238ZM242 167V166H241ZM26 168V167H25ZM102 168V167H101ZM32 169V168H31ZM237 169V168H236ZM235 169V170H236ZM245 169V168H244ZM247 169V168H246ZM107 170V169H106ZM234 170V169H233ZM238 170V169H237ZM251 169H249L250 171ZM242 171V170H241ZM247 171V170H246ZM33 172V171H32ZM105 172V171H104ZM221 172V173H220ZM237 172V171H236ZM251 172V171H250ZM253 172V171H252ZM243 173V172H242ZM245 173V172H244ZM247 174V173H245ZM252 174V173H250ZM33 175V174H32ZM200 175V176H199ZM253 175V174H252ZM27 176V175H26ZM64 176V175H63ZM249 175H247V178H248ZM251 176V175H250ZM254 176V175H253ZM257 176V174H256ZM35 177V176H34ZM15 178V177H13ZM17 178V177H16ZM28 178V177H27ZM251 178V177H250ZM129 180V179H128ZM249 180V178H248ZM247 180V181H248ZM6 182V181H5ZM254 182V181H253ZM252 182V184H254ZM10 185V184H9ZM140 185V184H139ZM249 185V184H248ZM23 186V185H22ZM27 186V185H26ZM258 186V185H256ZM255 186V187H256ZM249 188V186H247ZM8 189V188H7ZM20 189H23V188H20ZM67 189V188H66ZM247 190V189H246ZM245 190V191H246ZM249 190V189H248ZM94 191V190H93ZM249 192V191H247ZM16 196V195H15ZM48 196V195H47ZM56 196V195H55ZM43 199V198H42ZM12 203V202H11ZM102 203V201H101ZM254 203V202H253ZM260 203V202H259ZM252 204V205H251ZM252 206V207H251ZM25 207V206H24ZM115 207V206H114ZM128 207V206H127ZM140 208V207H139ZM138 208V209H139ZM18 210V209H17ZM264 210V209H263ZM11 211V210H10ZM121 213V212H119ZM135 213V212H134ZM5 215V214H4ZM119 215V214H118ZM139 216V215H138ZM104 218V217H103ZM129 218V217H128ZM47 219V218H46ZM146 220H144L145 222ZM44 223V222H43ZM117 223V222H115ZM119 224V223H118ZM42 225V224H41ZM54 225V224H53ZM81 226V225H80ZM90 226V225H89ZM118 226V225H117ZM67 227V225H66ZM127 227V226H126ZM111 229V228H110ZM86 230V229H85ZM96 230V229H95ZM97 233V232H96ZM105 233V232H104ZM127 233V232H126ZM125 233V234H126ZM37 237V236H36ZM91 237V236H90ZM121 238V236H120ZM14 239V238H13ZM16 239V238H15ZM137 239V238H136ZM148 239V238H147ZM70 241V240H69ZM110 241H112L110 239ZM138 241V240H137ZM160 241V240H159ZM1 242V241H0ZM93 242V241H92ZM141 242V241H140ZM144 242V241H143ZM197 242V243H198ZM65 243V242H64ZM144 244V243H142ZM29 245V244H28ZM67 245V244H66ZM132 245V244H130ZM195 245V244H194ZM14 247V246H13ZM26 247V246H25ZM65 247V246H64ZM166 247V246H165ZM33 248V247H32ZM127 248V247H126ZM132 248V247H131ZM157 248V247H156ZM197 248V246H196ZM154 249V248H153ZM8 250V249H7ZM19 250V249H18ZM25 250V249H24ZM136 250V249H134ZM124 251V250H123ZM132 251V249H131ZM199 251V250H198ZM197 251V252H198ZM144 252V251H143ZM22 253V252H21ZM145 253V252H144ZM152 253V252H151ZM7 254V253H5ZM4 254V255H5ZM16 254V253H15ZM23 254V253H22ZM155 254V253H154ZM200 254V253H199ZM202 254V256H203ZM52 255V254H51ZM100 255V254H99ZM103 255V254H101ZM192 255V254H191ZM14 256V255H13ZM104 256V255H103ZM120 256V255H119ZM200 256V255H199ZM20 257V256H19ZM18 257V258H19ZM24 257V256H23ZM118 257V256H117ZM136 257V256H134ZM192 257V256H191ZM5 258V257H4ZM50 258V257H49ZM152 258V257H151ZM202 258V257H200ZM199 258V259H200ZM26 259V257H25ZM204 259V258H202ZM14 260V259H13ZM123 260V259H122ZM138 260V259H137ZM154 260V259H153ZM198 260V258H197ZM201 260V259H200ZM205 260V259H204ZM44 261V260H43ZM127 261V260H126ZM7 262V261H6ZM98 262V261H97ZM123 262V261H122ZM121 262V263H122ZM129 262V261H128ZM143 262V261H142ZM189 262V261H188ZM204 262V261H203ZM150 263V262H149ZM21 264V263H20ZM52 264V263H51ZM109 264V263H108Z\"/></svg>",
  "mask_w": 264,
  "mask_h": 264
}]
</instances>
